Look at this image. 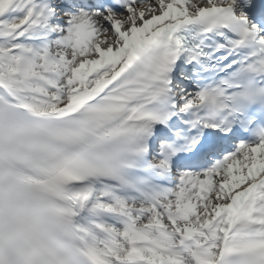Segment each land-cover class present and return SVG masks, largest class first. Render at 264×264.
Instances as JSON below:
<instances>
[{"label": "snow or ice", "instance_id": "6c2138e0", "mask_svg": "<svg viewBox=\"0 0 264 264\" xmlns=\"http://www.w3.org/2000/svg\"><path fill=\"white\" fill-rule=\"evenodd\" d=\"M0 264H264V0H0Z\"/></svg>", "mask_w": 264, "mask_h": 264}]
</instances>
